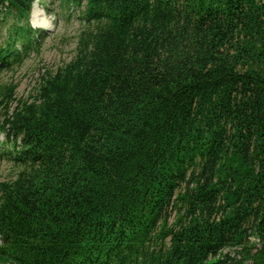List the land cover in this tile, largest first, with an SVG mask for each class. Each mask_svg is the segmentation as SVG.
<instances>
[{
    "label": "trees",
    "instance_id": "obj_1",
    "mask_svg": "<svg viewBox=\"0 0 264 264\" xmlns=\"http://www.w3.org/2000/svg\"><path fill=\"white\" fill-rule=\"evenodd\" d=\"M34 2L0 0V72L41 47ZM84 19L0 122V264H264V0H86Z\"/></svg>",
    "mask_w": 264,
    "mask_h": 264
},
{
    "label": "rangeland",
    "instance_id": "obj_2",
    "mask_svg": "<svg viewBox=\"0 0 264 264\" xmlns=\"http://www.w3.org/2000/svg\"><path fill=\"white\" fill-rule=\"evenodd\" d=\"M86 0H35L29 15V27L40 32L41 47L31 52L25 60L0 72V93L7 87H15L10 99H4L0 108V122L5 112L17 105L31 102L42 75L68 63L76 52L78 39L86 30L84 19ZM7 30L0 32V43ZM0 142L4 135L0 133ZM15 168L0 160V182L10 180ZM224 252H229L225 250Z\"/></svg>",
    "mask_w": 264,
    "mask_h": 264
}]
</instances>
